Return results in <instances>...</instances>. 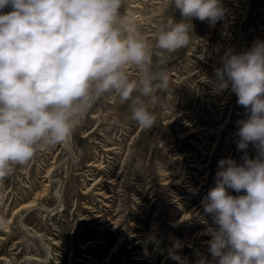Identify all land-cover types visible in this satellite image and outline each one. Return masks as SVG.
Segmentation results:
<instances>
[{
	"label": "rangeland",
	"instance_id": "obj_1",
	"mask_svg": "<svg viewBox=\"0 0 264 264\" xmlns=\"http://www.w3.org/2000/svg\"><path fill=\"white\" fill-rule=\"evenodd\" d=\"M221 3L223 19L212 26L192 18L189 45L165 53L164 64L153 57L152 70L169 75L166 90L142 98L156 116L153 128L132 120L131 101L105 94L69 146L41 148L13 165L0 181V264L212 261L204 232L213 221L202 200L215 186L218 161H241L238 122L248 114L234 93H215L205 81L215 80L227 52L264 41V0ZM121 12L153 45L162 25L182 19L168 0H124ZM247 154L255 158L256 148Z\"/></svg>",
	"mask_w": 264,
	"mask_h": 264
},
{
	"label": "clouds",
	"instance_id": "obj_2",
	"mask_svg": "<svg viewBox=\"0 0 264 264\" xmlns=\"http://www.w3.org/2000/svg\"><path fill=\"white\" fill-rule=\"evenodd\" d=\"M168 3L182 19L162 25L153 45L121 12L124 0H0V181L41 148L69 146L105 94L131 101L132 120L154 127L142 98L166 90L169 75L152 70L153 57L164 64L165 53L186 48L192 18L214 26L225 16L221 0ZM222 61L215 80L205 82L215 93L230 90L248 114L237 130L244 155L239 163L218 161L215 186L202 200L213 223L204 232L212 261L201 264H264V41ZM250 144L255 158L247 154Z\"/></svg>",
	"mask_w": 264,
	"mask_h": 264
},
{
	"label": "bare ground",
	"instance_id": "obj_3",
	"mask_svg": "<svg viewBox=\"0 0 264 264\" xmlns=\"http://www.w3.org/2000/svg\"><path fill=\"white\" fill-rule=\"evenodd\" d=\"M23 202V201H22ZM36 202V201H35ZM32 203H34V202H32ZM28 204H30V203H28ZM23 205V204H22ZM19 207V206H18ZM102 217V216H101ZM90 262H92V261H90Z\"/></svg>",
	"mask_w": 264,
	"mask_h": 264
}]
</instances>
